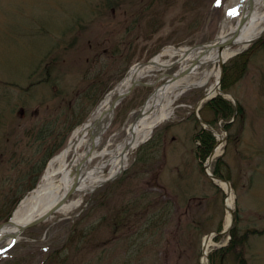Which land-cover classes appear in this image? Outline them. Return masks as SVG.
Masks as SVG:
<instances>
[{
    "label": "rangeland",
    "instance_id": "obj_1",
    "mask_svg": "<svg viewBox=\"0 0 264 264\" xmlns=\"http://www.w3.org/2000/svg\"><path fill=\"white\" fill-rule=\"evenodd\" d=\"M229 1L0 0V224L38 184L49 142L64 141L66 147L97 99L131 65L168 47L214 39ZM246 52L245 71L228 79L227 88L247 118L240 157L228 143L233 125L212 165L235 183L232 210L239 235L264 228V36ZM176 70L177 65L156 69L141 79L145 85L117 106L102 146L112 149L123 139L148 96ZM205 91L179 94L170 118L129 155L119 175L72 212L54 213L25 229L0 254V264H208L202 240L224 226L226 195L205 175V159L196 154L201 128L192 108ZM200 111L203 120H213L204 104ZM119 218L115 228L112 222ZM227 237L214 239L207 253ZM244 254L246 264H264V235L250 236ZM231 257L224 263L238 264Z\"/></svg>",
    "mask_w": 264,
    "mask_h": 264
},
{
    "label": "bare ground",
    "instance_id": "obj_2",
    "mask_svg": "<svg viewBox=\"0 0 264 264\" xmlns=\"http://www.w3.org/2000/svg\"><path fill=\"white\" fill-rule=\"evenodd\" d=\"M233 9L235 14L230 15ZM243 15L246 18L239 26ZM263 29L264 0H230L220 32L212 41L195 48L168 47L148 63L131 66L126 77L104 96L88 120L72 131L67 146L47 162L38 184L19 201L9 221L0 225V251L10 246L13 240H19L26 223L51 209L60 215L72 212L87 194L115 178L127 166L129 155L150 138L156 126L170 118L174 99L181 92L203 87L210 96L215 94L222 62L246 49L249 41ZM235 32L238 33L237 40L229 45L228 40ZM163 55L174 58L177 70L148 96L139 115L128 125L123 139L112 149L107 144L102 146L110 104L115 95L128 92L152 71L169 68L172 63L163 62ZM219 152L220 145L214 150L215 155ZM214 181L226 193V227L230 221L232 189L225 182ZM206 243L213 244V236Z\"/></svg>",
    "mask_w": 264,
    "mask_h": 264
},
{
    "label": "trees",
    "instance_id": "obj_3",
    "mask_svg": "<svg viewBox=\"0 0 264 264\" xmlns=\"http://www.w3.org/2000/svg\"><path fill=\"white\" fill-rule=\"evenodd\" d=\"M262 41L263 39L258 41L257 43L260 45ZM246 55L247 53H243L224 66L223 78L221 82V88L223 90H226L230 85L228 79L230 78L237 79L241 77V75L245 71L246 63H247ZM89 96L90 93H88V97ZM205 107H207L213 114V120L211 121V123L215 127H217L216 125L217 120L222 119L224 122H228L233 117V113L235 111L233 104L230 101L223 99L221 96H216L215 98H212L211 100L207 101L205 103ZM244 116H245L244 108L240 104H238L236 108V117L234 120V122H236L235 131L233 132V134L229 133L228 136L229 142H232L233 144H235L239 139L240 133L244 125ZM77 123L79 122H76V124ZM223 125L227 131H230L231 127L233 126L232 123H224ZM195 137L199 141L196 154L198 156H201V159H205L209 155L215 144V138L209 130H203V129H200L199 132L195 135ZM36 139L38 140L40 138H36ZM64 143H65L64 141H60L58 144H55L54 141L52 143L49 142V145H47L46 148H50L51 150L48 151L46 156L43 158L41 168H39L38 171H40L44 167L45 163L50 157H52L59 150H61ZM219 161H221V159H219ZM212 172L219 177H224L222 173L219 171L217 166H214L212 168ZM13 206L14 203L12 204V207ZM234 215H235L234 221H236L237 218L236 212L234 213ZM236 231H237L236 227L233 225L230 232V240L227 246L214 249L212 252L209 253L208 257L210 264H225L224 262L227 261L229 256H232L231 258H233V261L238 264H246V260L244 257V248L247 239L249 235L263 234L264 228L248 229L247 231H245L240 235L237 234ZM216 240H218V238H216Z\"/></svg>",
    "mask_w": 264,
    "mask_h": 264
},
{
    "label": "water",
    "instance_id": "obj_4",
    "mask_svg": "<svg viewBox=\"0 0 264 264\" xmlns=\"http://www.w3.org/2000/svg\"><path fill=\"white\" fill-rule=\"evenodd\" d=\"M245 18H246V15H243L242 18H241V21H240V23H239V26L243 24ZM237 34H238V33L235 32V34H233L232 37L228 40V44H229V45H233V44L236 42V40H237ZM263 35H264V29H263V31H262L257 37H255L254 39H251V40L249 41V44H252L256 39L262 37ZM201 45H202V44H201ZM197 46H200V45H192L190 48H195V47H197ZM139 64H141V63H139ZM222 68H223V65H221V73H220L219 80H218L217 83H216V88H217V90H218V93L222 94L224 97H230V94H227V93H224V92H221V91H220V81H221V76H222ZM128 73H129V71H127L126 75H127ZM120 82H121V81H120ZM131 89H132V88H131ZM131 89H130L128 92L121 91V92H119V93L116 95V97H115L114 100L112 101V103H111V105H110V108H109L111 118H112V115H113V112H114L115 107H116V106L118 105V103H119V102H120V101H121V100H122V99H123V98H124L129 92H130V91H131ZM207 98H208V94H205V95H203V96L200 98V100L196 103V105H195V107H194V111H195V112L197 111V109H198L200 103H201L202 101H204L205 99H207ZM111 118H110V119H111ZM199 121H200L201 124H203V125L208 126L209 128H211L209 125L205 124L202 120L199 119ZM211 129H212L213 132L216 133V131H215L213 128H211ZM212 156H213V151L211 152V154H210L209 157H208V162L204 165L205 170H206L207 168H209V162L211 161ZM206 173H207L208 177H209L212 181H213V179H217V180L224 181V180H222V179L217 178L215 175H213V174H211V173H208L207 171H206ZM224 182L227 183L228 186H230V184H229L228 181H224ZM54 211H55V209H51L50 211L46 212L45 214H43V215H41V216H39V217H37V218L31 220L30 222L26 223V224L23 226V228L21 229V231H23L24 229H26V228H28V227H30V226H33V225H35V224H38V223H40V222L46 220L47 218H49V217L53 214ZM229 212H230V222H229L228 226L225 227L221 232H212V233H208V234L205 236V238H204V240H203V243H202V253H203V255H205V253H206V245H207V244H206V241H207V239H208L212 234L220 235V234H227V233L230 232V228H231V226H232V224H233V214H232L231 209H229Z\"/></svg>",
    "mask_w": 264,
    "mask_h": 264
},
{
    "label": "snow or ice",
    "instance_id": "obj_5",
    "mask_svg": "<svg viewBox=\"0 0 264 264\" xmlns=\"http://www.w3.org/2000/svg\"><path fill=\"white\" fill-rule=\"evenodd\" d=\"M217 3H219V0H217ZM229 14L230 15L235 14V9H233Z\"/></svg>",
    "mask_w": 264,
    "mask_h": 264
}]
</instances>
